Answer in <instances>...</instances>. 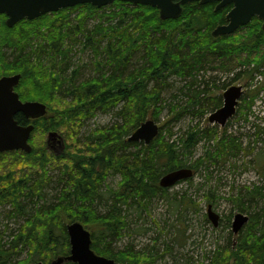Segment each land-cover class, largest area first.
I'll use <instances>...</instances> for the list:
<instances>
[{"label": "trees", "instance_id": "1", "mask_svg": "<svg viewBox=\"0 0 264 264\" xmlns=\"http://www.w3.org/2000/svg\"><path fill=\"white\" fill-rule=\"evenodd\" d=\"M112 5L114 8L99 13L98 8L82 3L20 20L13 26H7L5 15L0 14V76L20 73L15 88L20 98L42 101L50 111L38 119L35 129L60 130L67 138L72 137L75 148L69 150L64 140L63 151L55 155L32 145L29 153H22L24 169L0 174V208L9 207L7 218L22 221L20 227L10 228L0 243V264H27L33 259V264H50L56 256L68 254L65 217L86 226L96 224L91 229V247L98 254L126 264H139L144 253L151 258L152 252L136 251L131 244L120 250L112 243L129 234L130 211L135 209L138 216L155 198L165 195L166 189L158 184L160 176L187 166L184 158L192 153L197 141L202 136L209 141L217 129L183 131L177 139L182 150L174 141L163 140V127L147 145L128 141L127 135L148 113L158 119V111L164 108L161 93L168 76L186 80L187 106L206 99L213 109L221 98L211 99L205 94L220 78L214 82L219 75L204 73L209 65L219 62L215 67L230 73L228 62L236 57L238 68H234L232 81L242 76L253 79L260 73L264 30L259 19L253 17L233 34L211 36V30L225 22L230 4L215 10L212 2H188L175 19H160L158 10L149 5L119 0ZM76 9L85 13L70 18V12ZM90 19L93 23L87 24ZM85 70L94 72V76L84 78ZM245 85L249 88L242 97L243 112L238 117L246 120L263 85L252 87L249 81ZM66 97L72 101L61 108L54 106ZM98 110L114 111L122 124L96 128L84 137L77 135L75 130ZM16 119L19 123L27 121L21 113ZM238 139L224 133L214 152H206L188 166L196 171L205 160L213 159L212 154L227 160L243 149L251 151ZM9 153L18 151L3 152L0 158ZM116 173L122 176L120 188L111 192L106 189V179ZM254 192L264 198V191L256 189L234 198L240 203V211L244 210L242 197L255 199ZM205 198L213 201L209 193ZM185 201L184 196L176 200L175 209L195 206L192 199ZM228 244V248L223 246L215 253L210 264H264V204L250 213L236 242L230 239ZM23 252L27 257L20 259ZM44 257L48 258L45 263Z\"/></svg>", "mask_w": 264, "mask_h": 264}, {"label": "rangeland", "instance_id": "2", "mask_svg": "<svg viewBox=\"0 0 264 264\" xmlns=\"http://www.w3.org/2000/svg\"><path fill=\"white\" fill-rule=\"evenodd\" d=\"M112 8H114V5L110 4L98 9L97 12H106ZM80 10L71 11L70 18L76 15L75 13H85ZM93 20L90 19L87 24L93 23ZM260 49L264 50V46L260 47ZM231 60L230 63L228 62L232 68L230 73H224L222 72L223 69L215 67L219 64L217 60L214 63H218L211 64L206 68L204 73L209 76L219 75L213 81L215 82L219 78L220 81L218 84L217 82L213 84L205 96L211 95V99H216V96L219 97L220 93L223 92L222 81L224 82L223 84L227 83V81L229 82L235 72L234 68L237 67L236 57ZM211 67H214V69ZM86 70L83 73L84 78L94 76V72L91 74V71L87 72ZM245 79L246 76H242L239 81H235L233 84H244ZM258 79L259 81H264V77H258ZM165 81L167 86L161 93L164 108L158 111V114L156 113L158 115L156 122L163 125V140L174 141L175 147L182 150V144L177 139L183 131L191 128L199 130L212 128L211 126L214 124L207 120L212 108H210V103L206 99L201 104L186 105L189 94L186 92V80L184 78L173 74L168 76ZM259 96L252 107V113L248 115V119L241 120L235 114L226 129L227 135L231 134L239 138L238 140H242L243 148H248L249 150L253 148V150L247 152L246 149H243L245 151L241 150L237 155H229L227 160L216 159L217 155L212 154L213 159L209 158L197 167L192 179L179 182L168 188L165 195L162 194L155 198L146 207V210H141L140 215L137 216L135 209L130 211L127 215L130 228L129 234L119 238L116 243H112L113 248L122 250L125 248L124 246L131 244L136 251L145 250L148 253L152 252L151 258L146 256L145 253L141 254L139 264L143 262V264H210L218 250H221L223 246L227 248L230 246L228 244L230 239L236 242L240 233L233 234L231 230L234 214L241 212L250 215V213L257 212L260 206L264 204V198L254 192L255 194L252 195H256L255 199L249 200L242 197L241 202L244 210L240 211L241 208L238 207L240 203L234 199L238 195H244L248 189H256L259 193L264 191V91ZM70 101L72 99L66 97L63 103H56V101L54 106L61 108ZM185 106L187 108L183 109ZM115 115L114 111L105 112L98 110L85 121L83 127L77 128L75 131L77 135L84 137L90 134L91 131H95L96 128L100 129L114 124L119 126L123 121ZM148 115L150 116L151 113H148ZM255 124L262 128L261 135L255 133ZM59 129H62V127ZM58 133L68 144V149L74 150L73 142H71L72 137L67 138L60 130H58ZM224 133L225 131L222 129L216 131L215 136L209 141L202 136L197 141L192 153L187 154L184 158L186 162L194 164V161L198 160L206 152H214L216 150V142L224 136ZM46 138L47 132H44L42 128L35 129L30 136V143L34 148L42 147L48 152L60 149L56 140L53 143L51 141L50 149H48L46 147ZM249 140L252 141L249 142ZM22 153L21 150H18V153H9L2 159L0 158V174L15 168L24 169L26 161L23 160L24 155ZM53 169L56 170L57 168ZM121 180L122 176L118 173L110 176L108 180L106 179L108 181L105 184L107 185L106 189L111 190V192L119 190ZM208 193L212 196L213 201L211 204L213 210L220 216L216 227L206 218L207 201L205 195ZM183 196L187 200L185 202H188L189 198L192 199L195 202V206L185 205L175 209V201L180 200ZM8 209L9 207L7 206L0 208V243L4 242L3 239L6 238V233L10 228L14 229L22 224L20 219L7 218ZM63 221L66 224L71 220L65 217ZM87 226L91 230L96 227V224L91 223ZM3 230L5 236L4 234L2 235ZM153 249L158 254L153 252ZM26 257L27 253L25 252L19 255L20 259H25ZM47 259L44 257L42 262L45 263ZM230 259L233 261L232 257ZM33 262L34 259L27 264H33Z\"/></svg>", "mask_w": 264, "mask_h": 264}, {"label": "water", "instance_id": "3", "mask_svg": "<svg viewBox=\"0 0 264 264\" xmlns=\"http://www.w3.org/2000/svg\"><path fill=\"white\" fill-rule=\"evenodd\" d=\"M113 0H0V13L6 14V24L12 26L22 18L33 19L43 13L56 11L59 8L73 6L77 3L90 2L95 6L111 3ZM132 3L149 4L159 9L161 19L177 18L182 13V5L192 0H122ZM200 3L217 1L216 9L232 4L226 13L227 23L217 25L212 30V36L231 33L236 27L246 24L252 16L263 19L264 29V0H198ZM20 74L0 77V152L5 150H31L28 137L33 124H19L15 119L17 112H22L28 118H38L46 112L44 103L27 100L22 101L14 87L18 84ZM241 94L240 86H231L223 92V105L209 115L210 121L224 124L226 119L234 113L236 99ZM158 133V126L152 119H147L136 128L128 137L130 141H151ZM55 132L49 135L53 136ZM191 175V170L178 168L171 170L159 179V185L168 187L177 180ZM208 217L216 225L218 216L208 207ZM248 219L247 216L237 213L232 222L233 231L237 232ZM67 234L70 243V252L67 256L57 257L51 264H63L65 260L77 264H124L111 258L98 255L91 248L90 232L78 221L67 224Z\"/></svg>", "mask_w": 264, "mask_h": 264}, {"label": "bare ground", "instance_id": "4", "mask_svg": "<svg viewBox=\"0 0 264 264\" xmlns=\"http://www.w3.org/2000/svg\"><path fill=\"white\" fill-rule=\"evenodd\" d=\"M159 181V180H158Z\"/></svg>", "mask_w": 264, "mask_h": 264}]
</instances>
